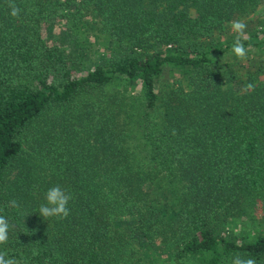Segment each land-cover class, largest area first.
Returning <instances> with one entry per match:
<instances>
[{"label": "trees", "instance_id": "16d2710c", "mask_svg": "<svg viewBox=\"0 0 264 264\" xmlns=\"http://www.w3.org/2000/svg\"><path fill=\"white\" fill-rule=\"evenodd\" d=\"M8 3L0 251L18 264H264V0H15L18 17ZM239 17L243 60L220 40ZM54 185L70 215L45 220Z\"/></svg>", "mask_w": 264, "mask_h": 264}, {"label": "clouds", "instance_id": "9594fccd", "mask_svg": "<svg viewBox=\"0 0 264 264\" xmlns=\"http://www.w3.org/2000/svg\"><path fill=\"white\" fill-rule=\"evenodd\" d=\"M8 7L11 16H19L21 9L16 5L15 0H9ZM230 28L237 34L232 45V52L238 59L243 60L247 55V50L242 42V36L246 25L239 20H234L230 23ZM249 87H252V85H249ZM71 200V193L67 192L59 185H54L46 191V203H42L37 211L45 220H49L53 217L66 219L70 215L71 210L68 205ZM9 203L12 207L18 206L15 200L10 201ZM9 227L7 218L0 215V245L8 242ZM0 264H18V262L15 258L8 257L6 251H0ZM231 264H257V261L250 256L236 254L232 257Z\"/></svg>", "mask_w": 264, "mask_h": 264}, {"label": "rangeland", "instance_id": "374dc122", "mask_svg": "<svg viewBox=\"0 0 264 264\" xmlns=\"http://www.w3.org/2000/svg\"><path fill=\"white\" fill-rule=\"evenodd\" d=\"M260 7H261V5H259L258 7H257V10H260ZM252 14H249L247 17H250ZM245 19V17H239L238 19H232V20H230L229 21V23H228V26H227V31H225L223 34H221V41H223V42H225L226 40H228V39H233V38H236V33H234L232 30H231V28H230V23L232 22V21H234V20H239V21H243ZM242 37H244V36H242Z\"/></svg>", "mask_w": 264, "mask_h": 264}]
</instances>
